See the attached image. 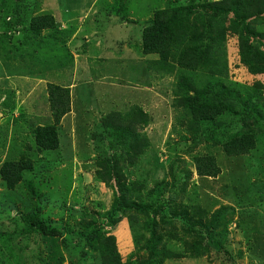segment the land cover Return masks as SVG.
Instances as JSON below:
<instances>
[{
    "label": "rangeland",
    "instance_id": "1",
    "mask_svg": "<svg viewBox=\"0 0 264 264\" xmlns=\"http://www.w3.org/2000/svg\"><path fill=\"white\" fill-rule=\"evenodd\" d=\"M227 1L0 0V171L32 163L14 190L0 174V264H264V0ZM175 8L186 38L146 55L144 29ZM192 47L198 70L178 64ZM43 80L70 90L55 150L37 144ZM199 95L224 114L195 120L182 97ZM245 135L246 155L225 150ZM206 156L218 176L198 175ZM30 213L61 235L27 233Z\"/></svg>",
    "mask_w": 264,
    "mask_h": 264
},
{
    "label": "trees",
    "instance_id": "2",
    "mask_svg": "<svg viewBox=\"0 0 264 264\" xmlns=\"http://www.w3.org/2000/svg\"><path fill=\"white\" fill-rule=\"evenodd\" d=\"M230 1L228 0L227 2ZM224 5V3L219 2L202 5L201 8L205 11H215L218 13L216 15H219L218 9ZM183 9L163 10L156 14L153 22L143 32V52L146 55L159 54L163 60H167L171 55H174L178 39L182 36L186 38L185 30H187V24L186 17L183 15ZM254 17H257V14L247 13L245 18L250 19ZM42 22L47 25H42L41 28H53L56 26L53 16L42 19ZM247 29H250L249 25ZM199 50L198 47L183 50L178 57L180 67L188 70H198L202 66V62H204L200 57ZM48 91L54 123L50 126L38 128L37 144L45 150H55L60 146L57 128L61 124L62 119L71 112V97L70 90L59 85L50 84ZM203 97V95H199V97L185 96L182 97V100L189 111L192 112L195 120L216 121L225 112L223 103H214ZM253 148V139L245 135L228 143L225 150L231 155H246ZM195 163L197 173L201 177H216L221 173V169L214 157H198ZM31 167L32 163L30 162H5L0 171L1 179L7 184L8 189L14 190L22 182L24 172L31 169ZM23 221L27 233H41L48 237H58L62 233L58 227L46 222L35 213L26 215ZM87 239L90 248H95L97 243L101 241L100 236H88ZM110 240L114 241L112 237ZM111 256L114 257L115 253Z\"/></svg>",
    "mask_w": 264,
    "mask_h": 264
},
{
    "label": "crops",
    "instance_id": "3",
    "mask_svg": "<svg viewBox=\"0 0 264 264\" xmlns=\"http://www.w3.org/2000/svg\"><path fill=\"white\" fill-rule=\"evenodd\" d=\"M83 20H85V18ZM68 25H69L68 23H64V27H67ZM73 32H74L75 38H77L80 35V33H81L78 29L74 30ZM117 43H120V42L118 41ZM122 45H123V47H126L125 46L126 45L125 43H122ZM128 50H129V52H127V55L128 56H131L133 52L131 51V49H128ZM88 70L91 71L90 69H88ZM81 74H82V76H86L87 77L86 70L84 72H82ZM75 81L77 82V76H76V80ZM43 82H45V84H52V83H54V82H50L49 80H43Z\"/></svg>",
    "mask_w": 264,
    "mask_h": 264
}]
</instances>
